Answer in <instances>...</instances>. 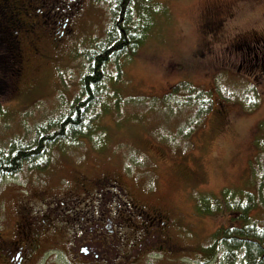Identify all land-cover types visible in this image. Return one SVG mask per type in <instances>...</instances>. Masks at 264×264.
Instances as JSON below:
<instances>
[{"label":"rangeland","instance_id":"1","mask_svg":"<svg viewBox=\"0 0 264 264\" xmlns=\"http://www.w3.org/2000/svg\"><path fill=\"white\" fill-rule=\"evenodd\" d=\"M152 2L159 9L137 19L149 20L144 43L109 63L113 79L103 86L104 109L89 134L54 146L45 170L25 167L0 185L2 236H14L20 210L34 209L35 217L54 212L62 226L61 205L50 209L44 191L55 189L59 203H82L94 191L85 197L66 189L94 175L108 178L115 191L125 188L141 208L169 215L180 250L145 264H206L218 229L243 225L227 205L242 212L251 199L250 222L264 227V150L257 143L264 140V0ZM116 9L115 0H89L57 53L47 38L20 33L22 64L9 95L0 94V146L31 141L47 121L83 101L86 51L104 42L111 24L127 28ZM200 94L212 107L197 119ZM226 249L217 259L231 264Z\"/></svg>","mask_w":264,"mask_h":264},{"label":"flooded vegetation","instance_id":"2","mask_svg":"<svg viewBox=\"0 0 264 264\" xmlns=\"http://www.w3.org/2000/svg\"><path fill=\"white\" fill-rule=\"evenodd\" d=\"M0 2L2 4L3 0ZM88 2L28 0L27 7L23 8L27 15L15 19L21 34L47 38L54 50L63 47L66 37L73 36L70 24ZM34 51L37 56L44 54ZM22 55L20 46V52L17 51L19 66ZM82 182L76 190L74 185L72 188H68L71 184L64 185L68 188L66 193L68 190L82 192L85 197L90 190L94 191L82 203L73 200L59 203L58 195L53 193L55 189L44 191L42 197L47 198L50 209L61 205L65 224L60 227L54 212L42 213L39 217L32 213L34 209L30 213L18 212L20 219L16 221L14 236L6 238L0 234V264H145L149 258L163 261L168 254L180 250V247L176 250L177 245L170 237L172 228L168 214L147 204L144 206L149 207L141 208L135 203L136 197L132 198V194L117 185V191L111 189V181L102 175L85 177ZM226 255L228 259L229 252ZM235 256L239 258L241 254L236 251ZM211 257L214 260L217 257L213 249L209 259Z\"/></svg>","mask_w":264,"mask_h":264},{"label":"trees","instance_id":"3","mask_svg":"<svg viewBox=\"0 0 264 264\" xmlns=\"http://www.w3.org/2000/svg\"><path fill=\"white\" fill-rule=\"evenodd\" d=\"M115 1L118 9L114 11L113 15L115 14L114 16L119 18L121 13L122 23L127 28H120L118 23V26L111 24L116 28L110 26L104 42L101 41L96 50L86 51L85 57L90 72L82 79L83 101L80 100L67 110L65 109L66 113H62L61 117L47 121L44 126L37 129L36 135L31 141L17 140L14 143L11 142L9 146H0V185L8 177L19 176L25 167L29 170H45L50 165L51 149L54 146L60 143L66 145L69 142L72 145L81 143L77 140L78 137L87 136L93 121L101 116L104 109L103 99L104 97L106 99L107 92L103 86L113 79L112 73L110 74L108 71L109 63L114 61L115 64H118L119 57L128 54V52L134 53L144 43L146 30L143 24L149 20H146L145 14L142 22L137 23L138 20L140 21L139 15L143 16L145 9V13L148 9H159V6L152 0ZM3 2L2 4L0 2V94L7 97L11 92L9 89L10 79L15 76L16 66H18L17 51L20 52L21 46V29L15 18L27 15L23 8L27 7L28 0H7L6 2L3 0ZM143 29L144 31H142ZM197 98L200 105L197 113L198 119V117L202 118L207 115L212 107V101L204 98L202 94ZM190 104H193V101ZM251 104L253 106H249L250 109L255 107L253 103ZM102 106L103 108L97 111ZM4 116L5 113L0 107V119ZM257 143L263 151L264 140H259ZM254 205L255 202L250 199L242 206V212L227 205L230 212L233 211L232 213L238 215L239 221L243 225L238 228L236 223L231 222L227 226L222 225L214 234L215 239L211 250L217 252L219 249H226L228 245L230 248L226 250L229 252L228 260L231 264H264V227H257L256 224L251 223L248 216L249 209ZM225 207L222 206L221 209L225 210ZM228 227L231 228L228 229ZM236 251L241 254L242 259L235 256Z\"/></svg>","mask_w":264,"mask_h":264}]
</instances>
